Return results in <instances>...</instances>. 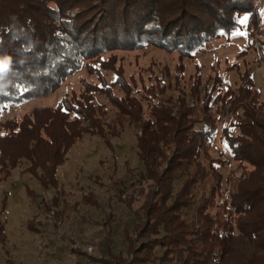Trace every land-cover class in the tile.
<instances>
[{
  "label": "trees",
  "instance_id": "obj_1",
  "mask_svg": "<svg viewBox=\"0 0 264 264\" xmlns=\"http://www.w3.org/2000/svg\"><path fill=\"white\" fill-rule=\"evenodd\" d=\"M254 1L0 0V61L11 60L0 81V113L6 101L50 93L84 59L107 48L154 41L193 51L234 30L239 13ZM259 45L264 54V39ZM240 78L237 87L219 83L213 94L204 88L199 108L195 89L179 105L152 104L149 116L127 111L130 124L141 122L142 201L132 221L108 225L106 219L100 255L84 251L85 257L103 264H264V102L253 73L245 70ZM108 97L119 110L138 107L135 98ZM104 110L83 91L54 108L35 109L13 134L0 131V139H7L0 146V181L26 160L43 187L60 189L57 166L77 140L88 131L105 141L120 133L104 128ZM71 112L82 117H70ZM227 158L238 166L225 174ZM86 195L83 202L93 204L91 193ZM121 223L120 243L115 232ZM73 251L82 253L75 245ZM7 264L24 263L8 258Z\"/></svg>",
  "mask_w": 264,
  "mask_h": 264
},
{
  "label": "rangeland",
  "instance_id": "obj_2",
  "mask_svg": "<svg viewBox=\"0 0 264 264\" xmlns=\"http://www.w3.org/2000/svg\"><path fill=\"white\" fill-rule=\"evenodd\" d=\"M162 5L166 7V2ZM252 6L239 13L240 23L234 30L214 35L206 43L192 47L193 51L154 41L132 47L114 46L84 59L50 93L2 104L1 134H13L35 109L54 108L65 96L90 91L94 102L105 109L101 115L104 128H117L120 133L110 135L106 142L88 131L77 140L67 158L57 166L60 189L43 187L39 177L26 169V160L0 181V236L6 237L0 239V264H7L8 258L24 264H79L93 259L85 257L84 251L87 255H100L98 243L104 237L106 219L108 225L111 220L124 224L133 220L134 210L142 201L140 184L145 180L137 146L141 122L130 124L128 110L149 116L150 110L154 112L152 104L165 109L177 101L179 105L183 95L190 101L188 93L195 89H200L195 101L199 108L204 88H212L213 94L219 90V83L223 87H237L245 70L253 73L254 87L260 90V100L264 102V54L259 45V40L264 39L260 34L264 31V0H255ZM109 93L118 99L135 98L139 108L119 110L109 99ZM75 115L82 117L75 112L70 117ZM232 118L231 115L229 120ZM10 119H14L11 124ZM28 132L29 129L23 135L26 137ZM3 143L7 139H0V146ZM216 146L217 141L213 148ZM212 153L218 154L219 149ZM225 162L221 166L225 174L238 166V161L231 158ZM88 193L93 204L83 202L90 196ZM123 223L115 232L120 243ZM87 244L93 245L92 253L86 251ZM74 245L82 253L73 251Z\"/></svg>",
  "mask_w": 264,
  "mask_h": 264
},
{
  "label": "clouds",
  "instance_id": "obj_3",
  "mask_svg": "<svg viewBox=\"0 0 264 264\" xmlns=\"http://www.w3.org/2000/svg\"><path fill=\"white\" fill-rule=\"evenodd\" d=\"M11 60L10 58H6L2 61H0V81L4 80V76L10 69Z\"/></svg>",
  "mask_w": 264,
  "mask_h": 264
},
{
  "label": "built area",
  "instance_id": "obj_4",
  "mask_svg": "<svg viewBox=\"0 0 264 264\" xmlns=\"http://www.w3.org/2000/svg\"><path fill=\"white\" fill-rule=\"evenodd\" d=\"M86 251L88 253H92L94 251L93 245L92 244H87ZM79 264H96V263L94 262L93 259L88 258L87 260H84V261L80 262Z\"/></svg>",
  "mask_w": 264,
  "mask_h": 264
},
{
  "label": "snow or ice",
  "instance_id": "obj_5",
  "mask_svg": "<svg viewBox=\"0 0 264 264\" xmlns=\"http://www.w3.org/2000/svg\"><path fill=\"white\" fill-rule=\"evenodd\" d=\"M243 35H246L247 33H242Z\"/></svg>",
  "mask_w": 264,
  "mask_h": 264
}]
</instances>
